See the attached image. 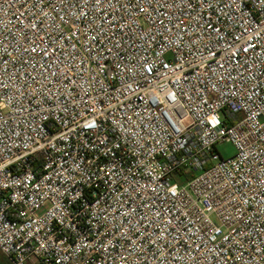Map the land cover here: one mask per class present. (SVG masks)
I'll return each instance as SVG.
<instances>
[{
    "label": "built area",
    "instance_id": "2783aa9c",
    "mask_svg": "<svg viewBox=\"0 0 264 264\" xmlns=\"http://www.w3.org/2000/svg\"><path fill=\"white\" fill-rule=\"evenodd\" d=\"M0 252L264 264V0H0Z\"/></svg>",
    "mask_w": 264,
    "mask_h": 264
},
{
    "label": "rangeland",
    "instance_id": "374dc122",
    "mask_svg": "<svg viewBox=\"0 0 264 264\" xmlns=\"http://www.w3.org/2000/svg\"><path fill=\"white\" fill-rule=\"evenodd\" d=\"M222 117V114H220ZM216 150L224 159L232 157L236 150L231 142H223L216 145ZM6 257L0 252V263L4 264Z\"/></svg>",
    "mask_w": 264,
    "mask_h": 264
},
{
    "label": "trees",
    "instance_id": "16d2710c",
    "mask_svg": "<svg viewBox=\"0 0 264 264\" xmlns=\"http://www.w3.org/2000/svg\"><path fill=\"white\" fill-rule=\"evenodd\" d=\"M190 177H192V174L187 175V178H190ZM0 264H2V263H0ZM4 264H11V262L6 258V261L4 262Z\"/></svg>",
    "mask_w": 264,
    "mask_h": 264
}]
</instances>
